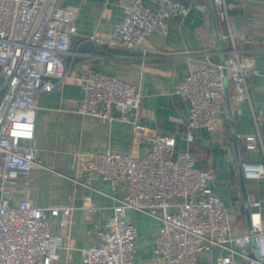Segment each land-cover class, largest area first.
I'll use <instances>...</instances> for the list:
<instances>
[{
    "label": "built area",
    "instance_id": "1",
    "mask_svg": "<svg viewBox=\"0 0 264 264\" xmlns=\"http://www.w3.org/2000/svg\"><path fill=\"white\" fill-rule=\"evenodd\" d=\"M153 1L154 6H147L142 0H130L109 36L90 35L84 40L96 47L138 50L152 31L165 32L170 18L186 17L191 10L179 0ZM211 7L215 16L228 20L231 3L211 0ZM75 33V12L62 0H0V264H53L69 237L71 207L36 206L24 193L15 203L6 195L16 181L26 189L32 180L37 149L22 145L20 138L31 133L38 93L68 78L66 58L72 53ZM225 37L231 42L227 57L217 63L207 61L176 85L175 93L189 103L187 127L181 135L184 149L176 147L175 134L138 121L141 93L136 84L95 70L78 78L83 97L77 110L130 124L140 147L139 154L105 150L79 160L85 172V179L77 181L80 185L89 187L92 179L101 178L112 188L123 189L113 214L95 231L96 241L82 249L83 264H133L138 230L125 214L129 210L160 221L151 242L162 264H198L211 256L214 247L219 248L214 264H264L259 210L249 213V231L232 234L230 210L211 186V171L196 165L191 146L199 129H205L210 139H219L226 93L234 105L249 100L255 75L261 76L264 91V74L254 57L237 45L232 32ZM240 38L264 47V25L261 39L245 33ZM215 47L210 42L203 53L212 54ZM239 138L248 150L261 142L254 135ZM240 168L247 180L264 179V162L244 160ZM246 199L259 205L250 194Z\"/></svg>",
    "mask_w": 264,
    "mask_h": 264
},
{
    "label": "crops",
    "instance_id": "2",
    "mask_svg": "<svg viewBox=\"0 0 264 264\" xmlns=\"http://www.w3.org/2000/svg\"><path fill=\"white\" fill-rule=\"evenodd\" d=\"M129 1L62 0L64 7L75 12L76 33L72 35V53L66 58L69 76L52 90L38 93L31 133L20 138L22 145L37 149L36 164L26 189L18 180L8 187L6 197L16 203L24 193L36 206L71 207L69 237L53 264H83L82 249L96 241L95 231L113 214L123 196L122 188H112L101 178L92 179L89 187L80 185L77 181L85 179V172L79 168V160L97 151L140 152L130 124L77 110L83 97L78 79L82 73L100 71L136 84L141 93L138 121L158 132L175 134L178 149L186 147L181 135L187 127L189 103L175 93L176 85L207 61L217 63L227 57L231 42L225 36L229 32L264 74V47L246 44L240 38L245 33L248 38L261 39L264 0H226L232 4L227 21L213 14L211 0H179L190 5L189 14L170 18L166 31H152L138 50L114 45L96 47L84 40L90 35L109 36L125 15ZM142 1L154 6L153 0ZM210 42L216 47L206 55L203 51ZM185 51L189 54H183ZM2 82L0 75V86ZM218 130L217 140L210 139L205 129L197 131L191 144L196 165L211 171V186L230 210L232 234L249 231L252 210H259L264 228V179L247 180L240 168L244 160L264 162V91L260 75L250 82L249 100L234 105L226 93ZM243 135H254L261 142L248 150L239 138ZM247 194L253 200L257 196L259 205H250ZM125 214L138 230L133 264H162L151 242L160 221L136 210ZM218 251L214 247L211 256L198 264H214Z\"/></svg>",
    "mask_w": 264,
    "mask_h": 264
},
{
    "label": "water",
    "instance_id": "3",
    "mask_svg": "<svg viewBox=\"0 0 264 264\" xmlns=\"http://www.w3.org/2000/svg\"><path fill=\"white\" fill-rule=\"evenodd\" d=\"M255 199L257 200V199H258V197H257V196H255ZM255 208H256V207H252L251 209H255ZM247 249H248V250H250V245H248V246H247ZM250 255H252V254L250 253Z\"/></svg>",
    "mask_w": 264,
    "mask_h": 264
}]
</instances>
